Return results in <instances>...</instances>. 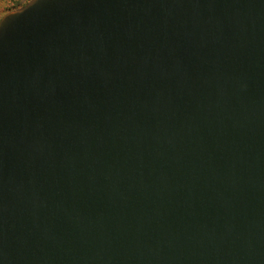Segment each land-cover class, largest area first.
Here are the masks:
<instances>
[{"label":"water","instance_id":"1","mask_svg":"<svg viewBox=\"0 0 264 264\" xmlns=\"http://www.w3.org/2000/svg\"><path fill=\"white\" fill-rule=\"evenodd\" d=\"M0 264H264V0L5 14Z\"/></svg>","mask_w":264,"mask_h":264},{"label":"rangeland","instance_id":"2","mask_svg":"<svg viewBox=\"0 0 264 264\" xmlns=\"http://www.w3.org/2000/svg\"><path fill=\"white\" fill-rule=\"evenodd\" d=\"M30 0H0V20L9 11L17 9Z\"/></svg>","mask_w":264,"mask_h":264}]
</instances>
